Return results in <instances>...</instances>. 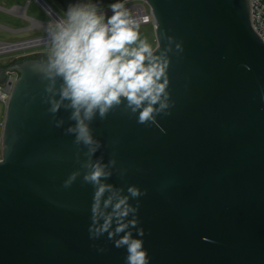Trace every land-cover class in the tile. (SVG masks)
Wrapping results in <instances>:
<instances>
[{
  "label": "water",
  "instance_id": "water-1",
  "mask_svg": "<svg viewBox=\"0 0 264 264\" xmlns=\"http://www.w3.org/2000/svg\"><path fill=\"white\" fill-rule=\"evenodd\" d=\"M57 1L67 12L73 0ZM100 1L150 6L164 94L145 123L123 98L97 110L85 145L68 131L75 109L51 52L0 66V84L18 75L2 131L0 264H127L116 241L128 232L149 264H264V42L252 0ZM96 163L110 188L94 214L98 185L84 176Z\"/></svg>",
  "mask_w": 264,
  "mask_h": 264
},
{
  "label": "clouds",
  "instance_id": "clouds-1",
  "mask_svg": "<svg viewBox=\"0 0 264 264\" xmlns=\"http://www.w3.org/2000/svg\"><path fill=\"white\" fill-rule=\"evenodd\" d=\"M113 15L107 19L97 14L92 5H72L67 10V20H61L48 29L51 37V56L49 68L63 77L62 97L71 101L75 109L73 119L76 127L68 131L76 133V142L85 145L95 143L85 120H91L98 110L103 117L122 98L133 111L139 110V122L154 120V107L164 94L167 81L161 82L165 75L166 61L154 55L153 47L140 39L139 25L121 3L111 5ZM158 47V46H157ZM59 105L54 106L53 111ZM161 108L166 105H161ZM81 111L84 113L80 118ZM98 147V144H97ZM91 151H95L92 148ZM104 167L99 163L92 165V171L84 176L86 182L98 185L95 192L94 214L100 209V198L110 186L100 183L106 177ZM73 173L65 186L75 179ZM134 195L138 190L130 189ZM127 198L115 203L113 213L118 217L128 215ZM112 203L109 197L104 205ZM112 215L105 219L103 229L107 231ZM135 226L136 221L130 222ZM128 225L120 223L116 232H122ZM140 235H143L141 230ZM113 234L109 233L111 237ZM116 247H126L127 264H149L143 241L132 238L131 232L116 241Z\"/></svg>",
  "mask_w": 264,
  "mask_h": 264
},
{
  "label": "rangeland",
  "instance_id": "rangeland-1",
  "mask_svg": "<svg viewBox=\"0 0 264 264\" xmlns=\"http://www.w3.org/2000/svg\"><path fill=\"white\" fill-rule=\"evenodd\" d=\"M46 1L59 13V15H61L62 18L67 19V12L64 11L63 6L59 1ZM27 4L28 0H0V25L11 28L15 27L17 28V30H19L14 31L13 34L6 32V30L2 29L3 27L0 26V48L5 44L23 43L48 36V29L46 26L44 27L43 25H36L33 20L27 18L28 16L44 23H48L51 21L50 17L40 8L36 1L32 0L30 2L29 10L27 11L26 8L25 15H20L13 12H11V15H9L6 11L3 10H13L16 7H24ZM94 7L97 13H101L99 15L104 16L105 22H107V19L113 15L111 5L109 4L100 3V5H95ZM17 15L24 17V19L22 20L20 19V17L18 18ZM138 30L140 39L147 41L153 47V49H155L157 46V40L154 27L141 26ZM51 46L52 45L50 43L14 51H2L0 52V66L9 65L16 58L36 53L51 52ZM4 116L5 109L4 106L0 103V137L2 136L3 131Z\"/></svg>",
  "mask_w": 264,
  "mask_h": 264
},
{
  "label": "built area",
  "instance_id": "built-area-1",
  "mask_svg": "<svg viewBox=\"0 0 264 264\" xmlns=\"http://www.w3.org/2000/svg\"><path fill=\"white\" fill-rule=\"evenodd\" d=\"M31 1L29 0V3ZM34 1H36V0H34ZM36 3L50 17L51 21L48 23L40 22L38 20H33V21L37 22L39 25H48L49 27L54 26L56 22H55L54 18L52 17L51 13L48 11V9L45 8L38 1H36ZM123 5H124V8L128 10L130 16L137 21L139 27H141V26H153L154 27L153 12H152V9L150 8V6L146 2H131L129 4L125 3ZM50 7L52 8L53 11H55L59 15V13L52 6H50ZM251 15H252L253 27H254L256 33L259 35V37L264 42V0H252V2H251ZM60 18L62 20H67V19L62 18L61 16H60ZM49 27L47 29H49ZM47 33H48V36H46L44 38L35 39L32 41H28L26 43L36 42V41L51 38L48 30H47ZM50 43L51 42H49L47 44H50ZM22 44H24V42ZM5 45H15V44H5ZM41 45H43V44H41ZM37 46H40V45H37ZM17 78H18L17 73L9 72L8 76L5 80L4 85L0 84V103L4 106V109L10 100L11 93H12V90H13V87H14V84H15ZM1 159H2V136L0 137V160Z\"/></svg>",
  "mask_w": 264,
  "mask_h": 264
},
{
  "label": "bare ground",
  "instance_id": "bare-ground-1",
  "mask_svg": "<svg viewBox=\"0 0 264 264\" xmlns=\"http://www.w3.org/2000/svg\"><path fill=\"white\" fill-rule=\"evenodd\" d=\"M36 1L40 2L45 8L48 9V11L51 13L52 17L54 18L55 22H58V21L62 20L60 18V16L55 11H53L52 8L48 4H46L43 0H36ZM16 10H18L21 13L20 15H25L26 7L15 8L12 11H16ZM34 23L36 25H39L35 21H34ZM43 26L44 27L46 26L47 28L49 27L48 25H43ZM49 42H51V38L45 39V40L36 41V42L18 44V45H3V47L0 48V52L8 51V50L14 51V50H19V49H24V48H27V47L37 46V45H41V44H47Z\"/></svg>",
  "mask_w": 264,
  "mask_h": 264
},
{
  "label": "crops",
  "instance_id": "crops-1",
  "mask_svg": "<svg viewBox=\"0 0 264 264\" xmlns=\"http://www.w3.org/2000/svg\"><path fill=\"white\" fill-rule=\"evenodd\" d=\"M100 4V3H99ZM127 4V3H126ZM128 4H129V2H128ZM29 6H30V3H29V5H28V8H27V11L29 10ZM16 8H20V7H16ZM11 12H13V13H17V14H21L18 10H16V11H12L11 10ZM13 13H12V15H13ZM9 14V13H8ZM9 15H11V14H9ZM14 15H16V14H14ZM18 16V18L20 17V19H24V17H22V16H19V15H17ZM16 17V16H15ZM27 18L28 19H31V20H36V19H33V18H31V17H28L27 16ZM0 26H2V25H0ZM3 28L2 29H4V30H6V32H9V33H13L14 31H19V30H17V28H15V27H13V28H11V27H7V26H2ZM14 34V33H13Z\"/></svg>",
  "mask_w": 264,
  "mask_h": 264
},
{
  "label": "flooded vegetation",
  "instance_id": "flooded-vegetation-1",
  "mask_svg": "<svg viewBox=\"0 0 264 264\" xmlns=\"http://www.w3.org/2000/svg\"><path fill=\"white\" fill-rule=\"evenodd\" d=\"M94 1H95L94 4H90L91 2H94ZM99 3H103V2L100 1V0H73L70 3H68V5L72 6V5L80 4V5H92V6H95V5H100Z\"/></svg>",
  "mask_w": 264,
  "mask_h": 264
}]
</instances>
